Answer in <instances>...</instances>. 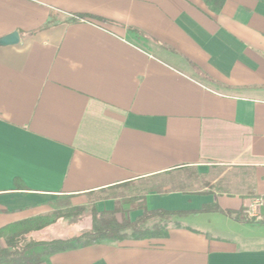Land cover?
<instances>
[{
	"label": "crops",
	"instance_id": "obj_1",
	"mask_svg": "<svg viewBox=\"0 0 264 264\" xmlns=\"http://www.w3.org/2000/svg\"><path fill=\"white\" fill-rule=\"evenodd\" d=\"M15 32L0 46V229L145 196L190 214L161 222L165 238L39 264H264V225L201 212L264 218V0H0V39Z\"/></svg>",
	"mask_w": 264,
	"mask_h": 264
},
{
	"label": "trees",
	"instance_id": "obj_2",
	"mask_svg": "<svg viewBox=\"0 0 264 264\" xmlns=\"http://www.w3.org/2000/svg\"><path fill=\"white\" fill-rule=\"evenodd\" d=\"M72 21L106 23V21L83 15L73 16ZM57 23L59 21L52 19L48 27ZM124 206H128V208L124 209ZM139 210L143 211V216L132 222L129 214ZM201 212H222L240 223L264 225V218L250 217L245 210L238 212L223 211L217 205H209L205 206ZM188 214L190 213L149 211L146 208L145 196L118 201L113 211L101 212L95 207H73L68 208L65 212L55 211L46 216H40L0 229V264L8 262L39 264L42 262V258L47 260L56 253L77 247H88L102 242L120 243L127 240L143 241L165 238L168 236V231L166 226H162L160 223H168L173 217ZM87 217L92 218L90 229L79 230L76 235L70 238L45 237L47 230L59 221H63L70 228L79 225ZM151 222L157 223L150 227L149 223ZM39 250H42L41 259L36 256ZM31 257L34 258V261Z\"/></svg>",
	"mask_w": 264,
	"mask_h": 264
},
{
	"label": "rangeland",
	"instance_id": "obj_3",
	"mask_svg": "<svg viewBox=\"0 0 264 264\" xmlns=\"http://www.w3.org/2000/svg\"><path fill=\"white\" fill-rule=\"evenodd\" d=\"M196 183H197V185H199L201 182L200 181H196ZM130 195L131 194H129V193H127V194L125 193L123 195V197L130 196ZM68 207H69V203L59 202V203H56L55 205H53V209H54L53 212H55V211L56 212L57 211L58 212H65L68 209ZM88 208H92V205H90ZM91 221H92V218H88L87 217L79 225H77L75 227H70V228H68L63 223V221H59L55 226H53L52 228L47 230V232L45 233V237L62 238V239L63 238L73 237L74 235H76V233L79 230L86 228L88 226V224L90 225ZM157 222H151V223H149V226L152 227ZM36 254H37L36 256L41 259L42 250H39ZM31 259H33V261H34V258L31 257ZM41 261H45V259L42 258ZM2 264H18V263H10V262H8V263H2Z\"/></svg>",
	"mask_w": 264,
	"mask_h": 264
},
{
	"label": "water",
	"instance_id": "obj_4",
	"mask_svg": "<svg viewBox=\"0 0 264 264\" xmlns=\"http://www.w3.org/2000/svg\"><path fill=\"white\" fill-rule=\"evenodd\" d=\"M20 41V34L18 32H15L0 39V46H15L18 45Z\"/></svg>",
	"mask_w": 264,
	"mask_h": 264
}]
</instances>
